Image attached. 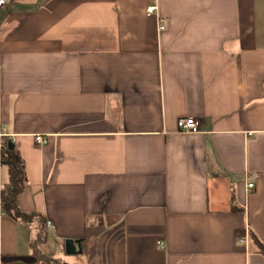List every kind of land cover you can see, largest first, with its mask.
<instances>
[{
	"label": "crops",
	"instance_id": "0c3cea01",
	"mask_svg": "<svg viewBox=\"0 0 264 264\" xmlns=\"http://www.w3.org/2000/svg\"><path fill=\"white\" fill-rule=\"evenodd\" d=\"M0 134L35 214L0 203V264H38L39 217L68 264H264V0H8Z\"/></svg>",
	"mask_w": 264,
	"mask_h": 264
},
{
	"label": "trees",
	"instance_id": "16d2710c",
	"mask_svg": "<svg viewBox=\"0 0 264 264\" xmlns=\"http://www.w3.org/2000/svg\"><path fill=\"white\" fill-rule=\"evenodd\" d=\"M11 140L5 136L0 137V164L6 167L7 179L1 185L0 189V203L1 209L11 216L15 220L29 221L30 218L35 215L33 213L22 212L17 206V196L23 192L25 185L27 183V175L25 172V166L23 158L21 157L19 151L15 148L12 143L10 147ZM235 205H232V210H237ZM40 219V228L37 233L36 238L32 242L33 244V254L38 264H68L67 262L53 257L45 250L46 242V222L43 217ZM238 235L242 232H237ZM250 241L255 246L256 251L264 257V243L257 237V235L250 231L249 233ZM81 247L79 255L84 254V241L80 240ZM77 254V255H78ZM84 261V260H83ZM81 264H86L84 263Z\"/></svg>",
	"mask_w": 264,
	"mask_h": 264
},
{
	"label": "built area",
	"instance_id": "2783aa9c",
	"mask_svg": "<svg viewBox=\"0 0 264 264\" xmlns=\"http://www.w3.org/2000/svg\"><path fill=\"white\" fill-rule=\"evenodd\" d=\"M8 0H0V6L4 5ZM156 6L155 5H150L149 7L146 8V13L151 14L155 11ZM157 30L161 31L165 28L164 22L160 19L157 22ZM177 127L178 130L181 132H186V133H198L199 132V120L196 119L195 117L192 116H187V117H181L177 120ZM1 136V134H0ZM35 139L39 142H43L44 138L41 135H36ZM248 189L253 188V183H248L247 185ZM1 189V187H0ZM50 223L47 222V226H49ZM239 242L246 243V239L244 238H239ZM159 245H162V242L159 241Z\"/></svg>",
	"mask_w": 264,
	"mask_h": 264
},
{
	"label": "rangeland",
	"instance_id": "374dc122",
	"mask_svg": "<svg viewBox=\"0 0 264 264\" xmlns=\"http://www.w3.org/2000/svg\"><path fill=\"white\" fill-rule=\"evenodd\" d=\"M49 252H52V253H55V257L56 258H60V259H65V260H70V259H75V261L79 260V255L77 254H74V255H69V254H66L64 251H58L57 250V247L56 246H51L49 247ZM75 261H70L69 263H75Z\"/></svg>",
	"mask_w": 264,
	"mask_h": 264
},
{
	"label": "water",
	"instance_id": "95a60500",
	"mask_svg": "<svg viewBox=\"0 0 264 264\" xmlns=\"http://www.w3.org/2000/svg\"><path fill=\"white\" fill-rule=\"evenodd\" d=\"M10 147H12V143H10L9 145ZM78 244L77 241L71 240V239H66L64 241V250L66 254L69 255H74V254H78L80 252V249H76V245Z\"/></svg>",
	"mask_w": 264,
	"mask_h": 264
}]
</instances>
